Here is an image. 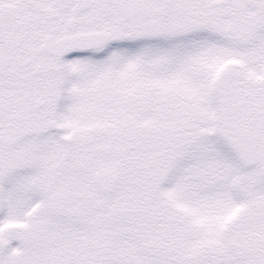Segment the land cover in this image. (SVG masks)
<instances>
[{
  "label": "snow or ice",
  "instance_id": "snow-or-ice-1",
  "mask_svg": "<svg viewBox=\"0 0 264 264\" xmlns=\"http://www.w3.org/2000/svg\"><path fill=\"white\" fill-rule=\"evenodd\" d=\"M0 264H264V0H0Z\"/></svg>",
  "mask_w": 264,
  "mask_h": 264
}]
</instances>
